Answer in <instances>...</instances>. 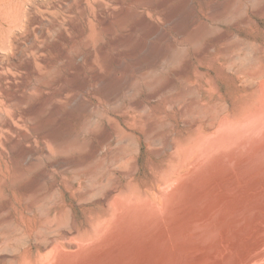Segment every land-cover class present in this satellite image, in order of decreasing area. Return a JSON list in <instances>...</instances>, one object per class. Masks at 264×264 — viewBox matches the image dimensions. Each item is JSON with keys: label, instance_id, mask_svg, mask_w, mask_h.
Listing matches in <instances>:
<instances>
[{"label": "bare ground", "instance_id": "1", "mask_svg": "<svg viewBox=\"0 0 264 264\" xmlns=\"http://www.w3.org/2000/svg\"><path fill=\"white\" fill-rule=\"evenodd\" d=\"M256 1L251 9L263 16L264 0ZM225 19L224 46L166 55L175 71L149 69L113 84L116 112L101 121V134L93 143L63 141L80 145L82 157L69 158L84 179L46 186V167L18 187L29 200L23 211L0 204V264H264V43L240 35L254 23L239 0H228ZM202 30L184 43L200 45L211 32ZM214 71L225 74V94ZM37 156L22 155L20 181Z\"/></svg>", "mask_w": 264, "mask_h": 264}, {"label": "rangeland", "instance_id": "2", "mask_svg": "<svg viewBox=\"0 0 264 264\" xmlns=\"http://www.w3.org/2000/svg\"><path fill=\"white\" fill-rule=\"evenodd\" d=\"M227 2L0 0V204L8 201L16 212L22 210L29 200L21 197L18 187L39 177L46 167L53 170L45 180L46 186L84 179L87 171L72 162L82 157L80 145L63 141L79 138L93 143L102 132L101 121H107L116 112L110 90L118 80H124L120 86H126L129 77L139 73L140 77L149 69L175 71L174 61H162L166 55L182 51L194 55L214 41L224 46ZM239 4L249 10L254 23L240 35L264 43V15L251 9L258 5L257 1L239 0ZM94 29L96 35H91ZM198 29L211 32L202 35L200 45L185 44L188 35ZM181 46L185 48L178 49ZM219 48L211 50L210 57L217 55ZM198 62L196 58L194 66ZM213 75L217 73L214 71ZM217 76L220 92L225 94L229 89L225 74ZM142 82L145 91L147 87ZM126 93L122 96L124 106L131 98ZM23 95H29L26 102L19 100ZM140 97L146 99L145 92ZM147 103L154 108L163 106L161 100ZM55 136L56 143L51 140ZM50 150L57 152L48 159L44 154ZM31 152L40 161L36 158L35 171L20 181L21 157ZM52 161L58 164L51 167ZM67 162L68 167L64 165ZM146 164L147 155L143 153L142 171ZM63 199L72 202L68 195Z\"/></svg>", "mask_w": 264, "mask_h": 264}]
</instances>
